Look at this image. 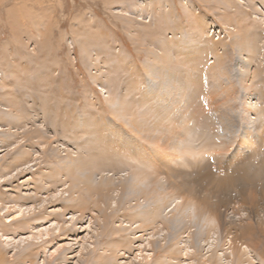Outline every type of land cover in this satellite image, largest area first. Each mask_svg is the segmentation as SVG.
Instances as JSON below:
<instances>
[{
  "label": "bare ground",
  "instance_id": "obj_1",
  "mask_svg": "<svg viewBox=\"0 0 264 264\" xmlns=\"http://www.w3.org/2000/svg\"><path fill=\"white\" fill-rule=\"evenodd\" d=\"M136 16L144 19L141 12ZM199 20L193 22L203 35L209 22ZM225 25L230 28L232 22L225 21ZM241 31L236 28L234 41L238 71L245 76L239 82L233 74L237 64L230 60V49L227 50L230 47L224 43L227 35L213 40V44L202 35L201 39L193 38L196 58L207 49L208 42L215 52H220L213 62L215 65L204 68L200 75L202 79L207 78L214 92L227 96L223 101L226 109L208 108L199 119L193 118L199 108L196 112L192 105L202 89L191 84L190 69L183 75L175 72L178 57L163 71H154L149 66L153 77L147 80L145 91L148 101L151 100L152 116L138 117L129 107L127 94L116 100L114 93H108L106 100L114 117L103 119L102 126L95 130L70 136V140L60 135L51 136L36 127L20 132L27 124L22 120V110L0 102V187L4 185L5 191H10L13 188L7 184L11 185L33 167H40L48 159H53L54 163L40 178V181L47 178L45 191L41 192L27 181L29 183L15 186L16 193H8L10 197L0 200V212L6 210L4 218L12 222L18 232L17 236L7 234V222L0 220V239L4 237L5 245L17 249L23 245L22 252L28 254L22 256L27 260L36 245L46 249L57 237L67 240L41 264H113V261L116 264H264V254L259 249L263 241L258 231L264 226V208L260 203L264 201L263 177L258 182L260 188L254 185L257 175L264 172V90L244 81L251 65L264 69V57L259 61L256 54H260L262 48H253L250 36ZM183 42L186 43L184 39ZM167 53L165 50L164 55ZM167 57L161 62L163 67L169 63ZM145 104L143 102V106ZM186 106L187 110L182 111ZM181 112L184 117L180 116ZM38 126L44 127L43 124ZM232 126H236L234 137L227 133ZM81 139L83 142L79 141ZM33 148L32 157L29 149ZM95 150L105 156L102 161L97 160ZM2 151L5 153L1 154ZM212 154L222 172L236 167L231 174L237 176L242 175V167L248 159L261 162L252 176L244 173L239 177L247 182L238 188L243 196L236 205H230V200H214V196L202 197L187 179L175 181L182 177L181 172L176 173L175 165L190 168L199 163L201 166L205 161L209 164L207 158ZM188 175L186 172L183 177ZM82 192L94 200L99 199L97 210L89 215V223ZM48 207L51 214L44 216L43 211ZM102 209L114 214L129 212L132 217L130 220L125 216L120 218L108 232L107 225L101 223L107 222L106 217L101 218L97 212ZM48 218L49 223L45 220ZM22 227L30 230L20 231ZM83 232L86 234L82 235ZM107 233L117 235L121 241L100 242ZM126 243L134 244L136 253L130 260L120 261L122 253L117 248ZM159 252L161 255L156 256Z\"/></svg>",
  "mask_w": 264,
  "mask_h": 264
},
{
  "label": "rangeland",
  "instance_id": "obj_2",
  "mask_svg": "<svg viewBox=\"0 0 264 264\" xmlns=\"http://www.w3.org/2000/svg\"><path fill=\"white\" fill-rule=\"evenodd\" d=\"M139 12L143 14L144 19L136 16ZM199 19L209 22L203 35L199 26L193 22H200ZM228 20L232 22L230 28L225 25ZM236 28L242 29L245 31L243 33L250 36L253 48H262V52L256 54L261 61L264 57V0H0V102L5 103L7 107L13 105L22 110V120L27 124L20 132L34 130L36 127V130L47 131L51 136L60 135L70 140V136L88 133L92 128L95 130L102 126L103 119L114 117L106 100L108 93H114L116 100L127 94L129 107L138 117L152 116L153 111L149 103L151 100L148 101L145 91L147 80L153 77L149 66L151 65L154 71H163L171 67L172 59L175 62L178 57L179 66L175 72L183 75L186 69H190L193 74L191 84L199 85V89H202L196 96L197 104L194 102L192 105L196 112L199 108L197 114L193 115V118L199 119L208 108H227L223 105L226 94L214 92L207 78L202 79L200 75L204 68L215 65L213 62L220 53L218 50L215 52L211 46L213 40L218 41L220 37L227 35L224 43L230 47L227 48L230 49V60L233 59L232 62L237 64L234 69L238 73H233L236 82L245 77L237 67V46L234 47ZM201 35L211 43L208 42L210 46H206L207 49L196 58L193 55L195 48H192V42L193 38L201 39ZM199 46L203 48L204 44L200 42ZM222 49L226 51L225 46ZM165 50L168 52L166 55ZM166 56L169 63L163 67L161 62L166 61ZM255 67L251 65L250 73L247 74L246 80H243L263 91L264 69ZM177 88H180V85ZM4 91H7L5 96L2 95ZM230 92L233 93L234 90ZM143 102H146L144 106ZM230 103L235 104L233 101ZM187 108L184 107L182 111ZM180 116L184 117L182 112ZM39 124L44 127H37ZM227 133L234 137L236 126H232ZM79 141L83 142V139ZM230 148L231 146L228 149ZM34 150L29 149L32 157L35 155ZM3 153L5 152L2 151L1 154ZM93 153L95 154L96 150ZM31 154L27 156L30 157ZM96 154L99 162L105 158L102 154L100 156V153ZM207 161L209 164L205 161L201 166L199 163L190 168L175 165L174 167L178 168L176 173L181 172L182 175L181 178H174L175 181L187 179L202 197L209 195L214 196V200H230L228 203L232 206L241 202L243 195L238 188L240 184L247 182L241 181L239 177L244 173H250L252 176L255 169L261 166L260 161L258 163L254 159H248L244 168L240 169L242 175L237 176L236 173L231 174L236 167L222 172L213 154L208 156ZM49 167H54L53 159H48L44 164L42 162L40 167H33L32 171L15 179L11 185L7 184L12 190L5 191V186L1 185L0 200L10 197L8 193H16L15 186L22 182L31 181V186L34 185L33 187L41 192L45 191L44 182L47 178L41 181L40 178L49 172ZM42 169L44 171H41ZM186 172L189 175L184 178ZM257 177L254 185L264 179V172ZM251 184L250 182V186ZM256 187L260 188L261 185ZM259 193L258 196H261ZM81 195L85 202V217L89 223V215H93L92 211L97 210L96 202H99V199L94 200V197H89L86 192ZM260 203L264 208V201L260 200ZM47 209L43 211L44 216L51 214V208ZM5 211L0 212V220L7 222L6 233L17 236L15 226L4 218ZM97 212L101 218L106 217L107 222L101 223L107 225L110 229L108 232L115 228L120 218L125 216L126 220H130L132 217L129 212L114 214L111 210L106 212L105 209L101 210V214ZM50 218L45 219L46 222ZM19 230L30 229L22 227ZM258 231L263 241L259 249L264 254V226L261 225ZM4 240V237L0 239V264H41L57 246L67 242L60 236L51 244H47L46 249L36 245L32 251L33 255L26 260L22 254L28 253L22 252L23 245L17 249L13 245H5ZM115 241L121 240L112 233H107L100 240L104 244ZM123 245L125 246L117 248L122 253L120 259L123 260L120 261L130 260L136 253L134 244ZM113 264L116 262L113 261Z\"/></svg>",
  "mask_w": 264,
  "mask_h": 264
}]
</instances>
